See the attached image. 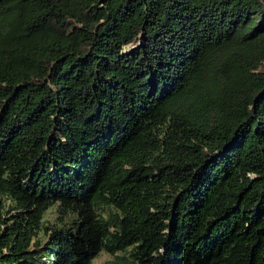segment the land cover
<instances>
[{
	"label": "trees",
	"instance_id": "1",
	"mask_svg": "<svg viewBox=\"0 0 264 264\" xmlns=\"http://www.w3.org/2000/svg\"><path fill=\"white\" fill-rule=\"evenodd\" d=\"M264 264V0H0V264Z\"/></svg>",
	"mask_w": 264,
	"mask_h": 264
},
{
	"label": "rangeland",
	"instance_id": "2",
	"mask_svg": "<svg viewBox=\"0 0 264 264\" xmlns=\"http://www.w3.org/2000/svg\"><path fill=\"white\" fill-rule=\"evenodd\" d=\"M112 256L105 252V251H101L93 260H92V264H102L105 261H108L109 259H111Z\"/></svg>",
	"mask_w": 264,
	"mask_h": 264
}]
</instances>
